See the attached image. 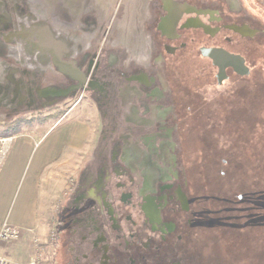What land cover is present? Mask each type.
<instances>
[{"label":"flooded vegetation","instance_id":"obj_1","mask_svg":"<svg viewBox=\"0 0 264 264\" xmlns=\"http://www.w3.org/2000/svg\"><path fill=\"white\" fill-rule=\"evenodd\" d=\"M69 1L63 20L0 0V64L32 94L0 115L43 112L37 90L51 87L69 89L56 107L96 113L58 213L57 264H264V158L252 155L264 0ZM60 48L67 74L41 50Z\"/></svg>","mask_w":264,"mask_h":264},{"label":"crops","instance_id":"obj_2","mask_svg":"<svg viewBox=\"0 0 264 264\" xmlns=\"http://www.w3.org/2000/svg\"><path fill=\"white\" fill-rule=\"evenodd\" d=\"M70 4L69 0H63ZM71 111H80L77 107ZM89 124L81 119L61 121L39 137L18 134L11 140L0 165V229L4 223L22 231L21 238L0 245V255L13 264H29L41 255L35 242L39 229V194L43 173L55 166L66 151L85 148Z\"/></svg>","mask_w":264,"mask_h":264},{"label":"rangeland","instance_id":"obj_3","mask_svg":"<svg viewBox=\"0 0 264 264\" xmlns=\"http://www.w3.org/2000/svg\"><path fill=\"white\" fill-rule=\"evenodd\" d=\"M47 7V10L50 13L56 11V14H60L63 20H68L70 13V8L66 2L63 0H38ZM81 6L83 8L86 7V0ZM95 8L102 9L104 11H108V7L115 9L118 4L116 1L121 0H88ZM103 1H107L108 3L103 7L104 4L100 3ZM88 2V5L90 3ZM115 2V3H112ZM130 0H123L122 3H129ZM106 3V2H103ZM130 4V3H129ZM246 7L250 6V3L244 2ZM102 7V8H101ZM112 9V10H113ZM77 15L74 14V17ZM80 16V14H79ZM96 19H99L98 15H94ZM260 17V16H259ZM261 54V53H260ZM264 59V58H263ZM204 63L197 62L195 66L202 67ZM75 100L68 101L64 105L56 107L50 110H44L43 112H32L23 114L25 119L28 120L27 123L20 126L17 132L8 131L5 128V123L9 121L5 116L0 115V139H8L9 141L14 138L15 135L18 134H32L36 136H43L53 128H55L61 121H69L74 119H81L89 124L96 123V113L92 107L89 106L88 102H81L77 109L80 111H72L65 115L66 112L71 111L74 107ZM262 108V107H260ZM254 114V127L253 132V141H255L253 147L252 155L256 158V153L260 156V158H264V107L263 109L257 110L253 112ZM22 116V115H21ZM16 117V116H15ZM13 117V118H15ZM12 120V119H11ZM92 128H94L92 126ZM93 138V132L91 131L90 136L87 140L85 148L79 151H66L64 155L61 157L60 161L55 164L52 168L47 169L43 173V177L41 179L40 184V194H39V211H38V219H39V229L37 236H35V242L37 241L40 253V261H43L47 264H57V245H56V232L57 231V223H58V213L62 206L63 200L67 197L69 187L72 181V176L75 172L76 166L82 160L84 153L89 149V141ZM226 137L221 138L219 142H216V146L222 147L226 149L225 145ZM2 146V142H0V148ZM217 146V147H218ZM255 146H258L256 148ZM226 155H230L227 154ZM224 156V155H223ZM226 157V156H225ZM260 161L262 159H259ZM261 162L258 164L260 166ZM256 165V164H255ZM254 166V165H253ZM255 168V167H254ZM247 167L245 168L246 171ZM255 187V186H254ZM259 189V188H258Z\"/></svg>","mask_w":264,"mask_h":264},{"label":"water","instance_id":"obj_4","mask_svg":"<svg viewBox=\"0 0 264 264\" xmlns=\"http://www.w3.org/2000/svg\"><path fill=\"white\" fill-rule=\"evenodd\" d=\"M38 50V49H37ZM42 50V54L44 55V59L48 60L47 53L49 51H52V53H57L59 56L56 58V66L59 69V72L67 74V70H70L71 64L63 62V55H60L61 51H63L62 48L60 50ZM46 63V64H45ZM44 69H46L48 66V61L45 62ZM21 71L15 67L12 66H4L0 64V105H9L12 108L14 107L15 103H25L26 100L31 98V91L28 90L29 96L24 95V88L26 83L22 79H16L17 75L20 74ZM42 73V71H41ZM68 90L59 89L57 87H51L44 89L43 91L41 89L37 90V95L40 98V100H45L46 102L43 103V105L40 107L41 110H48L51 108H54L61 104L65 99L68 98ZM59 97H62L59 99ZM10 98V99H9ZM33 102L32 99L30 101ZM30 103V104H31ZM31 106V105H30ZM6 113V111H5Z\"/></svg>","mask_w":264,"mask_h":264},{"label":"built area","instance_id":"obj_5","mask_svg":"<svg viewBox=\"0 0 264 264\" xmlns=\"http://www.w3.org/2000/svg\"><path fill=\"white\" fill-rule=\"evenodd\" d=\"M11 140L9 141L8 139H0V142H2V146L0 148V165L2 164L3 159L7 154ZM21 236H22V231L19 228L13 227L8 223H4L0 229V245L16 242L21 238ZM55 237H56L55 240L57 242V236ZM0 264H13V263H11L4 256L0 255ZM29 264H47V263H44L39 259H34Z\"/></svg>","mask_w":264,"mask_h":264},{"label":"trees","instance_id":"obj_6","mask_svg":"<svg viewBox=\"0 0 264 264\" xmlns=\"http://www.w3.org/2000/svg\"><path fill=\"white\" fill-rule=\"evenodd\" d=\"M27 122H28V120L25 119L24 116H19V117L12 119V120L7 121V123H5V128L8 131L17 132L18 129L20 128V126L27 123Z\"/></svg>","mask_w":264,"mask_h":264}]
</instances>
